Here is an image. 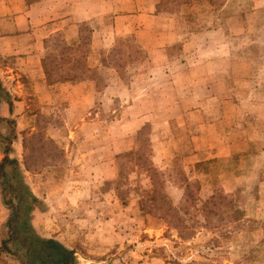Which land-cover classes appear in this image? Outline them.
<instances>
[{"label":"rangeland","instance_id":"rangeland-1","mask_svg":"<svg viewBox=\"0 0 264 264\" xmlns=\"http://www.w3.org/2000/svg\"><path fill=\"white\" fill-rule=\"evenodd\" d=\"M157 12L98 50L105 67L86 62L90 25L73 69L49 65L56 79L85 63L96 99L51 112L30 101L20 160L0 173V264H39L32 235L60 241L67 264H264V0H160ZM129 151L146 163L119 157ZM154 187L189 206L182 222L160 216Z\"/></svg>","mask_w":264,"mask_h":264},{"label":"crops","instance_id":"crops-1","mask_svg":"<svg viewBox=\"0 0 264 264\" xmlns=\"http://www.w3.org/2000/svg\"><path fill=\"white\" fill-rule=\"evenodd\" d=\"M159 1L0 0V127L6 125L10 115L22 114L15 117L14 135L0 163L5 156L20 160L23 136L18 132L25 128L22 122L33 115L30 101L39 102L41 112H51L61 98L79 108L96 99L94 76L49 81L43 60L50 62V54L59 58L64 43L77 50L90 25L86 62L91 67H105L97 59L98 50L109 47L112 37L132 27L154 26L161 17L157 12ZM20 104L23 109L17 107ZM3 134L0 130V138ZM4 145L0 140V147Z\"/></svg>","mask_w":264,"mask_h":264},{"label":"trees","instance_id":"trees-1","mask_svg":"<svg viewBox=\"0 0 264 264\" xmlns=\"http://www.w3.org/2000/svg\"><path fill=\"white\" fill-rule=\"evenodd\" d=\"M57 41L59 40L58 38L56 39ZM75 49L67 44H63L62 45V49H60V57L58 58V55H54V54H50L49 56V60L50 62L46 61V58L43 60V66L45 68V72L47 74V79L49 81H54V80H81V79H85L87 77H92L91 73H89L90 67H88L85 63H82L81 66V73L80 75L76 76V77H58L56 79H52L50 77V69H49V65L52 66V69L58 70L60 68H65L66 66L69 67V69H73L74 64L73 61L74 59V54H75ZM91 71V70H90ZM137 153L139 155L138 152H134V151H129V152H125V153H121L119 155V157L122 159L130 154H135ZM10 158L8 156H5L4 159L1 161L0 163V173L3 172V166H4V161L9 160ZM138 159V157H137ZM139 160H141L142 163H146V160L139 155ZM149 161V159H148ZM147 161V162H148ZM147 170L149 172H152L151 174V178L153 179V184L155 186L154 183V177L156 178L157 176H159V172L156 171L155 167L153 166L152 162L149 161V163L147 164ZM123 172V169L121 167L120 169V173ZM158 179V177L156 178ZM152 198L156 201V203L158 205H160V207L163 209V212L160 214L161 217H167L170 216L171 219H169L171 222L172 220L178 221V222H182L184 220L183 215H182V208H189V206L187 205H183L181 207H177L175 205H172L171 203H169L166 198L165 195L163 194V192L161 190H159L157 187H154L152 189ZM188 201V199H187ZM217 202V197H213L207 201H205L203 203V205L201 207H197L196 209L198 211H212V207H210L211 203H215ZM235 213L238 212L237 209L234 210ZM238 216V215H237ZM32 242L33 245H36L37 243L42 244L41 246L43 247V249L41 248L37 255H39L40 257V262L39 264H44L43 261H46V258H57L58 261H60L62 264H67L66 262V257H67V252L68 249L66 246H64L60 241L56 240V239H52V238H41L37 235H32ZM3 243H5V240L3 241ZM178 264H190V263H181L179 262Z\"/></svg>","mask_w":264,"mask_h":264}]
</instances>
